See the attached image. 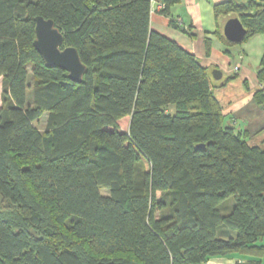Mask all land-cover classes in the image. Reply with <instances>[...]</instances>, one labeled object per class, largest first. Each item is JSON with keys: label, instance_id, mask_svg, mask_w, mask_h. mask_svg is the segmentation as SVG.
Returning <instances> with one entry per match:
<instances>
[{"label": "trees", "instance_id": "1", "mask_svg": "<svg viewBox=\"0 0 264 264\" xmlns=\"http://www.w3.org/2000/svg\"><path fill=\"white\" fill-rule=\"evenodd\" d=\"M155 9L0 0V264H263L264 148L224 124L208 70L152 30ZM231 13L244 41L264 37V0L215 7ZM37 17L78 50L79 82L35 48Z\"/></svg>", "mask_w": 264, "mask_h": 264}, {"label": "crops", "instance_id": "2", "mask_svg": "<svg viewBox=\"0 0 264 264\" xmlns=\"http://www.w3.org/2000/svg\"><path fill=\"white\" fill-rule=\"evenodd\" d=\"M229 1L236 0H178L167 14H163L160 12L162 2L154 0L156 11L151 14V27L196 56L208 70L214 95L225 116L224 124H232L237 131L244 133L251 147L264 148V107L255 99V94L264 90V83L258 77L264 56V37L258 34L239 43L240 46L225 45L221 38L224 37V27L230 19L238 16L234 13L216 16L215 7ZM206 39L211 42L209 53ZM214 69L222 72L221 80L212 77ZM0 87L2 92V77ZM262 244L264 246V240ZM245 261L246 258L235 254L213 258L207 264ZM261 261L264 264V255Z\"/></svg>", "mask_w": 264, "mask_h": 264}, {"label": "water", "instance_id": "3", "mask_svg": "<svg viewBox=\"0 0 264 264\" xmlns=\"http://www.w3.org/2000/svg\"><path fill=\"white\" fill-rule=\"evenodd\" d=\"M247 30L238 17L230 19L224 27V37L233 44L244 41ZM34 46L41 54L47 65L58 67L68 72L71 80L79 82L85 73V66L81 62L78 50L64 46V37L55 27L53 20L43 17L36 18V40ZM212 77L219 81L222 72L219 69L212 71ZM199 147H203L200 145Z\"/></svg>", "mask_w": 264, "mask_h": 264}, {"label": "rangeland", "instance_id": "4", "mask_svg": "<svg viewBox=\"0 0 264 264\" xmlns=\"http://www.w3.org/2000/svg\"><path fill=\"white\" fill-rule=\"evenodd\" d=\"M238 45L240 46L241 44H238ZM0 90H1V87H0ZM0 93H2V92L0 91ZM0 97H1V94H0ZM46 121H47V115L45 114L39 121L35 122L34 124L39 130L44 131L46 129ZM129 125H130V117H126V118H124V120L122 119V121L120 123L121 130L124 132H128ZM106 191L102 190V193L106 194L108 192V191L107 192ZM159 197H160V194H159Z\"/></svg>", "mask_w": 264, "mask_h": 264}, {"label": "built area", "instance_id": "5", "mask_svg": "<svg viewBox=\"0 0 264 264\" xmlns=\"http://www.w3.org/2000/svg\"><path fill=\"white\" fill-rule=\"evenodd\" d=\"M163 8V5L160 6V9ZM235 70H238V68H236Z\"/></svg>", "mask_w": 264, "mask_h": 264}]
</instances>
